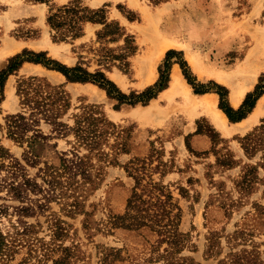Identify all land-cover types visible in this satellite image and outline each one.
Listing matches in <instances>:
<instances>
[{"label": "rangeland", "instance_id": "1", "mask_svg": "<svg viewBox=\"0 0 264 264\" xmlns=\"http://www.w3.org/2000/svg\"><path fill=\"white\" fill-rule=\"evenodd\" d=\"M73 1L0 0V68L23 50L44 51L70 67L101 69L133 99L134 93L154 85L165 63L169 80L172 68H178L195 93L180 66L185 62L197 88L222 93L228 104L227 88L203 75L222 72L240 83L251 76L250 59L264 58V0H76L91 9L103 8L106 21L113 24L88 21L80 36L67 33L58 40L59 31L48 25L47 14ZM127 36L132 52L126 48ZM165 41L171 44L160 55L158 47ZM12 45L17 48L1 55ZM169 50L174 52L167 58ZM30 76L59 87L67 101L57 100L35 115L39 122L31 128L43 134L37 156L26 153V143L7 136L9 116L31 111L16 92L18 82ZM260 80L264 85V76ZM56 89L42 88L55 98ZM176 94L171 99L158 92L146 104L118 105L97 84L67 81L42 64L24 62L11 73L0 100V144L19 161L18 179L29 182L20 198L0 188V231L15 243L6 264H264V129L255 132L246 153L243 138L255 126L223 134L212 127L206 112L184 108L183 95ZM151 102L155 107L140 113ZM92 106L112 123L101 138L99 154L78 144L71 129L75 116ZM194 134H201L204 142ZM75 154L91 163L89 180L77 174L71 184L63 175V186L48 183L46 166L58 164L61 155ZM135 157L146 159L153 180L182 207L176 244L161 241L149 226H112L131 194L134 179L125 166ZM5 174L0 171L1 177Z\"/></svg>", "mask_w": 264, "mask_h": 264}, {"label": "trees", "instance_id": "2", "mask_svg": "<svg viewBox=\"0 0 264 264\" xmlns=\"http://www.w3.org/2000/svg\"><path fill=\"white\" fill-rule=\"evenodd\" d=\"M35 1L44 2L47 0ZM46 21L52 29H57V31H59L58 35H60V37L56 38L58 40L65 39L67 33H69L72 38L80 36L83 23L88 21L104 23L106 27L113 24V22L108 23L106 21L103 8L91 9L87 6L80 5L79 1L76 0L69 4H64L55 10L51 8L47 14ZM126 40V48L132 52L134 47L129 43L128 36ZM173 52L172 50L167 51L166 57L168 58ZM24 62L42 64L48 69L57 70L65 76L67 81L95 83L106 91L108 97L116 99L118 105L122 103L134 105L138 102L146 104L151 98L155 97L158 92L167 87L169 80L168 63H165L163 67L159 68V79L154 85L147 87L138 94L134 93L133 99L128 97L129 100H127V95L121 92L116 85L106 77L101 69L90 72L81 65L70 67L57 60L51 59L46 56V52L44 51L34 52L23 50L21 53L9 57L6 66L0 68V100L3 99L7 77L19 69ZM180 66L188 83L193 85L195 93H204L208 91V89L200 90L196 87L185 62H180ZM43 86L55 89L59 88L49 83H44L43 78L38 76H30L20 80L16 88V92L20 97V104L23 107H30L31 111L28 115L25 111H19L10 115L7 121V136L19 144L26 143L28 146L26 153L29 156H37L39 154L35 148L37 143L40 142L39 138L43 137L40 129L31 128L35 122H39V118L34 119L35 115L38 112L49 110V107L57 102V100H62L64 105L67 104L61 90L56 89L58 94L55 98L54 93L43 92ZM263 92L264 85L257 84L253 92L247 93L245 100L238 109H233L226 104L223 100V94L218 92L220 96L219 108L225 112L230 121L240 120L252 109L255 99ZM48 119L52 121V118ZM61 124L63 125L65 123ZM110 125H112V123L108 121L103 114L99 113L95 106H92L84 111V113L75 116L74 124L71 129L78 144L87 146L89 151L96 150L95 154H99V148L102 143L101 138L106 135ZM261 129H264V118L261 119L260 125H256L253 131L243 138V148L246 153H249V147L253 139L252 136L256 131ZM29 130H32L31 134H29ZM247 140L249 141L248 143L246 142ZM121 149H123V151L126 150L124 145H122ZM103 154L107 155V153L101 151V156ZM86 157L87 156L83 157L75 154V157L67 158L61 155L58 164L46 166L45 176L47 177L48 183L53 185L61 184L63 186V183H65L61 180L63 175H66L67 180L70 179L71 184L77 174H80L85 181L89 180V167L91 163ZM106 157L104 158L106 159ZM108 161L112 162V159ZM19 168V161L13 159L9 150L0 144V171L6 170V174L3 177L0 176V188H7V193H11V195L18 198L22 195L21 189L23 186H27L29 182L26 178H24L23 181L18 179ZM125 168L127 173L133 177L134 185L127 199L124 213L113 217L112 226L126 230H137L141 227L149 226L157 231L161 241L164 240L170 244H176L180 235L178 224L182 214V207L179 205L178 201H173L174 198L171 192H169L165 186L153 180L149 172V163L146 159L137 157L132 158L126 164ZM66 187H69V185ZM14 244V241L8 240L7 236L0 231V260L3 261L4 264L7 263L13 251Z\"/></svg>", "mask_w": 264, "mask_h": 264}, {"label": "bare ground", "instance_id": "3", "mask_svg": "<svg viewBox=\"0 0 264 264\" xmlns=\"http://www.w3.org/2000/svg\"><path fill=\"white\" fill-rule=\"evenodd\" d=\"M44 42H43V44H44ZM170 44L171 43L168 41H165V42L160 44V46L158 47L160 55L163 54V51L167 47H169ZM15 48H17V46L12 45L7 50L2 49L1 55L9 53L12 50H14ZM52 51H53V53L57 52L53 47H52ZM190 60L193 63L195 62L193 58H191ZM152 78H153V75L148 77L147 81H151ZM244 90L245 89L241 87L234 92V94H233V101L234 102H237L240 99ZM159 93L161 94V96H159V97H165V98L167 97V98H171V99H172V96L174 94L176 96L177 95L176 93H181L184 97L183 98L184 108L191 110V111H195V113L201 112V111L206 112L211 117L214 124L220 130H222V132H224L225 134L229 133V130L226 126L225 116H224L223 112L219 109V107L216 106L215 99L212 98L208 94L198 95V94L192 93L187 82L184 80V77H182V74L180 73V71L177 68H174L172 73H171V79H170V83H169L168 87ZM154 107H155L154 102L153 103L151 102V104L147 107V110H141L140 113L150 112ZM256 116H257V113L253 114V116L251 118H249L250 120H248V122L239 123L238 129L241 131L246 130V128L248 126H250V124H252V122H254L256 120ZM236 130H237V128H236Z\"/></svg>", "mask_w": 264, "mask_h": 264}, {"label": "crops", "instance_id": "4", "mask_svg": "<svg viewBox=\"0 0 264 264\" xmlns=\"http://www.w3.org/2000/svg\"><path fill=\"white\" fill-rule=\"evenodd\" d=\"M191 58L194 59V61H195L194 63L191 62V60H190ZM188 59L190 60L191 63H193L197 67L196 60H195L193 54H189ZM34 64H36V63H34ZM250 64H251L250 65L251 76L243 78V80L240 83H238L237 81H235L232 78L231 79L230 78H224L222 75V72H220L217 77L215 75L210 76V77H207V75H203V78H206V79L207 78H213L217 81L218 84L227 88V96L226 97H227V102H228L229 106L232 107L233 109H238L241 106V104L243 103V101L245 100L247 93L253 92L257 84L261 85L260 77L264 76V58H261L257 55H254L253 58L250 59ZM173 69H174V67L172 68V71H173ZM220 74L222 75V77L220 76ZM169 82H170V80H169ZM241 87L244 88L245 90H244L242 96L240 97V99L237 102H234L233 101V94L237 89H239ZM202 94H208L212 98H214L216 101V106L219 107L218 106V94H216L215 92L206 91V92L198 94V95H202ZM219 109L223 112V114L225 116L226 126L229 130V133H227L226 135L236 134L239 132L244 133V132L250 130L251 128H253L254 126H256L259 122H261V119L264 118V92L260 93L257 96L252 109L246 114L245 117L241 118L240 120L230 121L229 118L227 117V115L225 114V112L221 108H219ZM255 113H257L256 120L254 122H252V124H250V126H248L246 128V130H244V131L239 130L238 129L239 123L248 122V120H250L249 118H251L253 116V114H255ZM209 121L211 122L213 128L222 132V130H220L214 124V122L211 121V119H209ZM236 128H237V130H236ZM194 135L196 138H201L202 142H204V137H201L200 136L201 134H194Z\"/></svg>", "mask_w": 264, "mask_h": 264}]
</instances>
